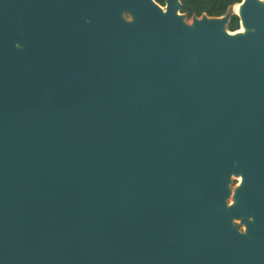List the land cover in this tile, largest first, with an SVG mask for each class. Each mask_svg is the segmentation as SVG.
<instances>
[{"label":"water","instance_id":"water-1","mask_svg":"<svg viewBox=\"0 0 264 264\" xmlns=\"http://www.w3.org/2000/svg\"><path fill=\"white\" fill-rule=\"evenodd\" d=\"M240 3L0 0V264H264V1Z\"/></svg>","mask_w":264,"mask_h":264},{"label":"trees","instance_id":"trees-1","mask_svg":"<svg viewBox=\"0 0 264 264\" xmlns=\"http://www.w3.org/2000/svg\"><path fill=\"white\" fill-rule=\"evenodd\" d=\"M160 4L165 5V0H157ZM242 2V0H182V13L187 14L188 18L194 15L201 16L208 14L209 16H223L227 12L232 11L234 5ZM228 28L231 31L240 28L239 17L233 14Z\"/></svg>","mask_w":264,"mask_h":264},{"label":"bare ground","instance_id":"bare-ground-1","mask_svg":"<svg viewBox=\"0 0 264 264\" xmlns=\"http://www.w3.org/2000/svg\"><path fill=\"white\" fill-rule=\"evenodd\" d=\"M262 1H264V0H262ZM241 7H242V3H240L239 5H236V7H235V10H236V12L237 13H240L241 12ZM248 31H252L251 29H248L245 25H242L241 27H240V29H238L237 31H233V32H230L231 34H245L246 32H248ZM240 180H242V178L240 179Z\"/></svg>","mask_w":264,"mask_h":264},{"label":"rangeland","instance_id":"rangeland-1","mask_svg":"<svg viewBox=\"0 0 264 264\" xmlns=\"http://www.w3.org/2000/svg\"><path fill=\"white\" fill-rule=\"evenodd\" d=\"M239 183V178H237V177H233V182H232V184H231V187H232V189H234L236 186H237V184ZM230 201H232V197H231V199H229V202ZM237 223H239L240 224V222L239 221H237ZM240 228L242 229L243 228V226L240 224Z\"/></svg>","mask_w":264,"mask_h":264},{"label":"flooded vegetation","instance_id":"flooded-vegetation-1","mask_svg":"<svg viewBox=\"0 0 264 264\" xmlns=\"http://www.w3.org/2000/svg\"><path fill=\"white\" fill-rule=\"evenodd\" d=\"M240 29V28H239Z\"/></svg>","mask_w":264,"mask_h":264}]
</instances>
